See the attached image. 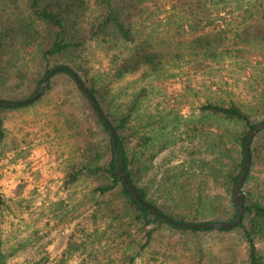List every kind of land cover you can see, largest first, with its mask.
Wrapping results in <instances>:
<instances>
[{"label": "trees", "instance_id": "1", "mask_svg": "<svg viewBox=\"0 0 264 264\" xmlns=\"http://www.w3.org/2000/svg\"><path fill=\"white\" fill-rule=\"evenodd\" d=\"M247 65L254 70L247 100L224 92L188 115L153 86L130 94L122 86L164 71ZM57 67L73 70L89 89L130 182L170 222L138 204L115 175L109 127L72 77L55 72L58 83L39 98L0 106V179L7 152L24 159L33 148L51 151V142L66 147L57 154L64 197L46 208L42 225L22 224L32 211L10 212L0 186V264H67L76 254L79 264H221L202 234L233 231L244 254L226 264H264V130L250 145L241 222L182 226L236 217L244 144L264 122V0H0V101L32 96ZM79 218L51 255L44 242L51 231ZM33 249L40 251L15 262Z\"/></svg>", "mask_w": 264, "mask_h": 264}, {"label": "rangeland", "instance_id": "2", "mask_svg": "<svg viewBox=\"0 0 264 264\" xmlns=\"http://www.w3.org/2000/svg\"><path fill=\"white\" fill-rule=\"evenodd\" d=\"M253 71V68L249 65L227 69L217 66L206 71H195L190 68H184L183 70L173 71L175 76H169V71H164L163 75L156 73L150 78H146V81L137 80L135 77L127 79L122 86L125 92H127L126 94L137 91L142 86H153L157 92H160V95H158L160 100L164 102L166 100L176 102L175 107L179 112L183 115H188L195 107L208 98H211L210 100L215 102L220 101L221 97L225 94L224 92H228L232 96L234 95L238 100H247L250 96V74ZM52 76L48 84L50 85V89L59 81L58 77ZM21 96L24 95L22 94ZM150 97L152 98V94ZM157 100V97H153L152 103L157 102ZM22 127L25 129V125H22ZM51 144L53 145L51 151L48 148H33L24 159L13 155L11 152H7V158L2 162L0 186L8 200L9 211L16 212L23 208H28L32 211V217L26 212L23 214L22 224V221H27L29 225L35 221L40 222L42 225L46 221L43 213L53 204L52 202L56 204L57 200L64 197V194L60 191L62 174L59 169L57 154L59 153V148L66 147L65 145L60 146L55 142H51ZM179 158L177 154L176 159ZM210 193L211 195H215L220 193V191L217 188H211ZM21 198L24 200H21L19 203ZM9 218L12 222H17V220ZM80 219L74 220L69 227H58L51 231L44 241L47 243L45 249L51 255L58 254L64 247L70 228L79 222ZM5 227L6 229L9 228L8 219L5 222ZM202 235V241L206 249L221 264H226V260H230V256L233 254L239 256L244 254V244L237 237L235 231L230 233L212 232ZM258 247L264 250V243H259ZM38 251L40 249L29 250L20 257H17L15 262H22L23 259L36 255ZM80 259V256L76 254L67 264H79Z\"/></svg>", "mask_w": 264, "mask_h": 264}, {"label": "water", "instance_id": "3", "mask_svg": "<svg viewBox=\"0 0 264 264\" xmlns=\"http://www.w3.org/2000/svg\"><path fill=\"white\" fill-rule=\"evenodd\" d=\"M60 71H64L72 77L73 81L77 84V86L82 90V92L86 95V97L91 102V104L94 107L99 119L109 127L111 138H112V144H113L114 160H115L116 167H117V169L115 170V175L123 180L125 188L133 195L134 199L137 201L138 204L142 205L143 207H145L148 210H150L151 212H153L160 219L167 221V222H170L168 220V218L166 216H164L163 214H161L160 212H158V210L156 208H154L153 206L144 202L142 200L141 194L135 189L133 184L130 182L129 177L126 174L123 165L119 161V154H118V149H117L115 132H114L111 124L109 123L107 118L102 113L99 105L96 103V101L93 98L89 89L83 84V82L81 81L79 76H77V74L73 70H71L70 68L57 67V68L51 70L43 78L38 90L32 96H30L24 100H21V101H11V102L0 101V106H19L21 104L29 103V102L39 98L43 94V92L45 91L46 87L48 86L51 76L55 72H60ZM262 130H264V122L256 124L249 131L248 136H247L246 141H245V144H244L243 169H242V172H241L237 182L235 183L234 190H233V197H234V201H235V205H236V217H235V219L230 221V222H227V223H225V222H208V223L198 224L196 226H194V225H182L183 227H186V228L196 227L199 229H209V228L231 229V228L236 227L241 222V218H242V214H243V193L241 192V187L244 183L245 177H246L247 172H248L249 167H250V161H251L250 145H251L252 140L257 135V133L262 131Z\"/></svg>", "mask_w": 264, "mask_h": 264}]
</instances>
